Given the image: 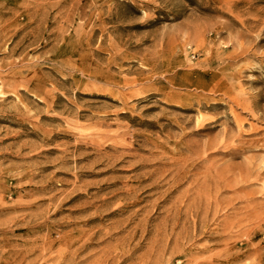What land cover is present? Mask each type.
Segmentation results:
<instances>
[{"label":"rangeland","instance_id":"obj_1","mask_svg":"<svg viewBox=\"0 0 264 264\" xmlns=\"http://www.w3.org/2000/svg\"><path fill=\"white\" fill-rule=\"evenodd\" d=\"M0 264H264V0H0Z\"/></svg>","mask_w":264,"mask_h":264}]
</instances>
